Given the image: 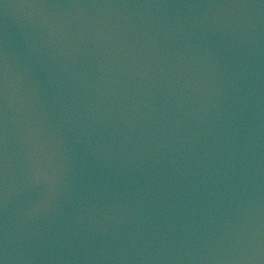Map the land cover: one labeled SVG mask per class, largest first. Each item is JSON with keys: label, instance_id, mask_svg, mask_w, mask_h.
I'll use <instances>...</instances> for the list:
<instances>
[{"label": "water", "instance_id": "water-1", "mask_svg": "<svg viewBox=\"0 0 264 264\" xmlns=\"http://www.w3.org/2000/svg\"><path fill=\"white\" fill-rule=\"evenodd\" d=\"M0 264H264V0H0Z\"/></svg>", "mask_w": 264, "mask_h": 264}]
</instances>
